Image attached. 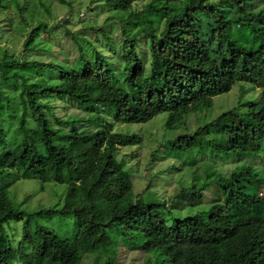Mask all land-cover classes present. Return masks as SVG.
<instances>
[{
	"label": "trees",
	"instance_id": "obj_1",
	"mask_svg": "<svg viewBox=\"0 0 264 264\" xmlns=\"http://www.w3.org/2000/svg\"><path fill=\"white\" fill-rule=\"evenodd\" d=\"M7 1L0 0V11ZM134 1H104L109 11L130 12L122 22V80L100 53L93 55L94 62L80 58L83 65L75 70L0 51V176L67 184L57 205L27 216L16 247L5 225L25 215L0 190V264H81L85 256L113 264L119 244L143 253L146 264H264V195L250 193L252 185L263 181L262 176L255 180L256 168L241 163L227 173L206 171L200 187L182 189L177 197L196 201L215 184L219 201L176 218L169 227L166 202L136 197L125 160L117 159L120 148L142 139L114 131V125L145 124L162 113L169 114L167 128L177 126L181 116L211 108L213 98L236 83H249L261 92L244 103L245 110L225 111L170 143L179 152L205 141L216 155L262 157L264 0H149L141 11L131 12ZM45 29L46 24L37 25L24 47L33 50L35 36ZM141 39L150 57L146 71L145 54L141 58L137 53ZM173 65L187 74L188 83ZM159 68L162 72L156 74ZM14 82L20 106L18 139L11 148L2 123L12 101L2 86ZM52 101L76 103L91 114L89 122L99 131H81L75 122L55 118ZM106 105L110 123L92 114L104 112ZM253 206L257 211H251ZM34 215L72 226L73 235L64 238L37 223L31 227Z\"/></svg>",
	"mask_w": 264,
	"mask_h": 264
},
{
	"label": "rangeland",
	"instance_id": "obj_2",
	"mask_svg": "<svg viewBox=\"0 0 264 264\" xmlns=\"http://www.w3.org/2000/svg\"><path fill=\"white\" fill-rule=\"evenodd\" d=\"M62 1L8 0L4 2L6 9L0 11V51H8L10 55L22 61H45L57 68L69 67L75 70L83 65L80 58L94 62L93 55L100 53L106 57L112 69L119 74V80H122L121 57L125 40L122 35L124 26L122 22L130 12L109 11L104 6L105 0ZM148 2L149 0H135L131 12L141 11ZM41 23L46 24V29L35 36L33 50H30L32 46L25 48L24 41ZM126 27L130 29L129 26ZM139 43L141 46L137 49V53L141 58L145 54L146 71L150 57H148L142 39ZM172 69L180 79L186 80L185 82L189 80L184 71L178 70L174 65ZM160 72L162 70L159 68L156 74ZM189 87L196 86L189 84ZM16 88L17 83L13 86H2V91L10 96L12 101V109L9 113H4L2 123L11 148L16 145L18 139L16 130L20 105L15 92ZM260 92V89L249 83H236L228 93L214 97L211 108L183 115L175 122L179 124L171 128L166 127L169 117L167 113L157 114L145 124L114 125V131L127 135L136 134L142 139L141 144L120 148L117 159L125 160L124 170L131 181L132 192L136 197L145 203L156 200L166 202L167 226H173L176 218L203 211L213 202L219 201L215 184L202 193V197L196 201L187 202L177 197L182 189L194 185L200 187L206 171L220 170L227 173L241 163L251 165L258 171L255 174V180L262 176L263 181L260 179L259 186L252 185L250 193L253 194L251 191H256L258 197L264 195V154L263 158H254V156L229 158L223 154L222 156L216 155L212 146L205 141L191 150L181 152L174 151L176 146L170 143L180 135H192L225 111L237 109L242 112L245 110L244 103L257 99ZM51 105L55 118L64 121L69 119L75 122V127L81 131H99L95 123L89 122L91 114L82 111L76 103L52 101ZM105 108L104 112L95 109L92 114L95 118L99 116L110 123L109 106L106 105ZM28 120L31 124L30 118ZM1 176L0 190L8 194L14 209L25 215L21 221H9L5 225L6 234L16 247L22 233L23 221L27 219V216L57 205L64 197L67 184H56L51 179L44 181L28 179L8 173ZM242 210L247 209L242 208L240 211ZM251 211H257V207H251ZM29 223L31 227H35L37 223L51 228L64 238H70L73 235L72 226L60 220H52V217L46 215L42 217L34 215L29 219ZM112 263L146 264V258L143 253L131 251L119 244ZM81 264H102V262L94 256H85Z\"/></svg>",
	"mask_w": 264,
	"mask_h": 264
},
{
	"label": "clouds",
	"instance_id": "obj_3",
	"mask_svg": "<svg viewBox=\"0 0 264 264\" xmlns=\"http://www.w3.org/2000/svg\"><path fill=\"white\" fill-rule=\"evenodd\" d=\"M101 112H103V111H101Z\"/></svg>",
	"mask_w": 264,
	"mask_h": 264
}]
</instances>
